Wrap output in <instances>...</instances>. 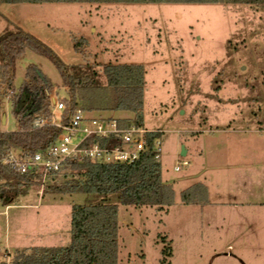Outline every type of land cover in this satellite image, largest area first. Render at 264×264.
<instances>
[{"label": "rangeland", "instance_id": "obj_1", "mask_svg": "<svg viewBox=\"0 0 264 264\" xmlns=\"http://www.w3.org/2000/svg\"><path fill=\"white\" fill-rule=\"evenodd\" d=\"M18 26L58 60L29 52L16 68V93L31 66L53 85L51 97L60 100L70 98L64 76H86L93 85L106 86L108 64L145 69L144 125L162 131V177L174 184L175 204L159 211L124 206L111 196L119 208L121 264H264V7L10 5L0 0V64L1 42L21 30ZM83 39L85 54L74 47ZM4 109L2 129L16 131L9 101ZM87 114L131 118L120 112ZM252 129L258 131L252 139L236 133ZM187 143L203 154L179 156L189 165L174 172ZM238 148L245 151L240 154ZM236 158L242 163L234 164ZM190 173L189 183L206 184L208 194L187 205L180 192L187 188L182 178ZM103 198L32 185L12 205L0 203V262L10 264L19 249L68 246L73 205Z\"/></svg>", "mask_w": 264, "mask_h": 264}, {"label": "trees", "instance_id": "obj_2", "mask_svg": "<svg viewBox=\"0 0 264 264\" xmlns=\"http://www.w3.org/2000/svg\"><path fill=\"white\" fill-rule=\"evenodd\" d=\"M4 4H127V5H249L264 7V0H1ZM83 40L74 44L85 54ZM3 63L0 64V203L8 206L28 187L41 185L40 173L22 174L17 166L6 163L14 154L22 156L44 152L56 140L59 130L46 125L54 110L51 102L53 85L34 66L26 70L25 80L16 93V68L29 52L58 60L54 52L35 36L19 30L1 42ZM106 86H96L86 76H64L63 86L69 92V107L86 113L120 112L131 115L119 118L121 127L144 123L145 69L139 64H108L104 68ZM13 91V95H10ZM10 102L17 121L16 131L2 129L4 104ZM162 132L146 135L149 151L133 164H104L93 161H71L69 167L49 175L45 185L58 194H99L96 204H74L71 219V243L66 247H32L16 250L10 264H121L119 260V208L111 202L117 195L124 206L156 207L168 211L175 204L172 184L163 180L162 158H156V142ZM207 189L195 185L181 193L184 204L204 201ZM167 253V251H165ZM170 255V253H167ZM0 264H7L0 262Z\"/></svg>", "mask_w": 264, "mask_h": 264}, {"label": "built area", "instance_id": "obj_3", "mask_svg": "<svg viewBox=\"0 0 264 264\" xmlns=\"http://www.w3.org/2000/svg\"><path fill=\"white\" fill-rule=\"evenodd\" d=\"M55 94V91L52 92ZM13 91H10V95ZM69 100L51 97L54 112L51 120L41 119L36 127L46 125L59 130L55 142L44 152L22 156L20 160L11 154L6 163L17 166L22 174L40 173V183L45 185L49 175L61 172L69 167L71 161H93L104 164H133L150 149L146 135L151 132L134 122L121 127L117 118L90 117L82 109L72 110ZM56 110L63 111L60 116ZM66 113H68L66 115ZM156 158H162V142H156ZM175 171L179 172L189 165L187 161L179 160Z\"/></svg>", "mask_w": 264, "mask_h": 264}, {"label": "crops", "instance_id": "obj_4", "mask_svg": "<svg viewBox=\"0 0 264 264\" xmlns=\"http://www.w3.org/2000/svg\"><path fill=\"white\" fill-rule=\"evenodd\" d=\"M15 5H17V4H15ZM19 27V29H21V30H23V31H25V32H27V33H29L27 30H24V28H21L20 26H18ZM30 34V33H29ZM37 38V37H36ZM123 118V117H122ZM6 124H7V116H6ZM143 127H145V125H144V123H143ZM146 129H148L147 127H145ZM148 130H150V131H160V130H152V129H148ZM162 132V131H161ZM230 132H233V131H230ZM234 132H236V131H234ZM263 132V131H262ZM191 133H196V132H194V131H192ZM236 133H240V136H241V134L243 133V134H245V137H247V134L249 135L250 134V138L252 139L253 138V135L254 134H256V133H258V131L257 130H248V131H242V130H240V132H236ZM179 134H182V133H179ZM180 139H181V137H179ZM183 147H185V149H186V155H185V157H186V159L189 157V156H191L192 158H194L193 156L195 155V154H199L200 152L203 154V150H201V149H196V147H193V144L191 143V145H188V143L187 144H185V146H183ZM238 149H240V154L243 152V151H245V149L244 148H238ZM242 149V150H241ZM253 149V147L251 148V150ZM257 149V147L254 149V150H256ZM254 150H252V152H254ZM236 153L239 155V151L237 152L236 151ZM179 156H181V155H177V158H176V161H178L180 158H179ZM234 164H239V163H242V161L240 160V159H238V158H236V159H234V161L233 160H231ZM202 167H204L203 165H202ZM173 170H174V172H176L175 171V166H174V168H173ZM182 170V169H181ZM180 172V171H179ZM192 177H194V175H193V173L191 174H186L185 175V177H183L182 178V181L183 180H185V182H186V185H187V188H185L184 190H182L181 192H180V195H181V193L183 192V191H185V190H188V189H190L191 187H193V186H195V184L196 185H203V186H205L206 188H207V190H208V187H207V185L206 184H204V183H202V182H197V183H193V184H190L189 182L192 180ZM165 181V180H164ZM178 181H180V180H177V182ZM166 182V181H165ZM188 182V183H187ZM169 184H172V183H169ZM173 185V188H174V184H172ZM174 191H175V188H174ZM209 192V191H208ZM175 193H176V191H175ZM12 205V204H11ZM8 206H10V205H8ZM7 206V207H8Z\"/></svg>", "mask_w": 264, "mask_h": 264}, {"label": "water", "instance_id": "obj_5", "mask_svg": "<svg viewBox=\"0 0 264 264\" xmlns=\"http://www.w3.org/2000/svg\"><path fill=\"white\" fill-rule=\"evenodd\" d=\"M2 124L3 125L6 124V114L2 116ZM185 155H186V149L185 147H182L181 157H185Z\"/></svg>", "mask_w": 264, "mask_h": 264}]
</instances>
